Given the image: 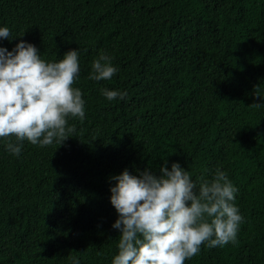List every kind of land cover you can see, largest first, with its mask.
<instances>
[{"label": "trees", "instance_id": "16d2710c", "mask_svg": "<svg viewBox=\"0 0 264 264\" xmlns=\"http://www.w3.org/2000/svg\"><path fill=\"white\" fill-rule=\"evenodd\" d=\"M0 27L8 51L77 50L85 100L61 146L24 141L16 156L0 139V264H111V178L173 163L197 187L227 173L244 218L235 243L186 264H264V0H0ZM101 53L118 71L90 80Z\"/></svg>", "mask_w": 264, "mask_h": 264}, {"label": "clouds", "instance_id": "9594fccd", "mask_svg": "<svg viewBox=\"0 0 264 264\" xmlns=\"http://www.w3.org/2000/svg\"><path fill=\"white\" fill-rule=\"evenodd\" d=\"M10 37V29L0 27V39ZM117 71L111 57L101 53L88 79L111 80ZM79 72L77 50L47 62L23 40L12 51L0 47V139L7 141V151L19 156L24 141L43 148L70 138L76 129L69 118L85 119L83 93L73 86ZM102 95L114 101L127 93L102 89ZM111 179L116 184L110 203L118 214L112 227L120 231L111 264H186L202 246L222 248L237 240L244 222L234 203L238 189L219 168L211 180L201 177L198 187L179 163L170 170L161 167L159 176L124 170Z\"/></svg>", "mask_w": 264, "mask_h": 264}]
</instances>
